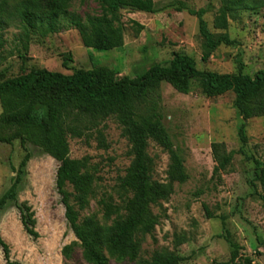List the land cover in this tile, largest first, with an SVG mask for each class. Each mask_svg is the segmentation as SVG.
<instances>
[{
	"label": "rangeland",
	"instance_id": "1",
	"mask_svg": "<svg viewBox=\"0 0 264 264\" xmlns=\"http://www.w3.org/2000/svg\"><path fill=\"white\" fill-rule=\"evenodd\" d=\"M235 10L225 31L214 29L213 21L224 5ZM154 13L100 8L92 0H74L67 18L60 20L58 33L44 34L47 25L25 31L12 20L0 29V83L31 70L71 75L93 66L106 67L116 77L137 78L154 65L167 66L174 54L191 57L196 69L216 74H236L238 63L243 73L253 77L264 64V0H153ZM203 11L208 29L214 35L226 34L233 46H220L208 56L200 35L198 19L188 11ZM99 15L112 39L111 51L83 47L71 17ZM26 49H24V45ZM22 57V58H21ZM66 67H63V62ZM162 122L174 149L184 162L188 180L174 184L168 200L153 208L159 223L151 235L139 238L135 260L108 264H138L155 253L168 251L181 257L179 264H229L228 238L239 246L242 258L264 264V208L260 185L254 180V161L264 164V116L244 121L235 109L234 94L208 98L196 85L180 94L169 84L160 87ZM2 112L0 104V114ZM245 125L246 144L239 132ZM77 127L80 136H68L69 157L84 160L83 174L93 184L81 219L105 222L98 206L100 198L120 202V182L131 163L130 145L113 118L98 121L83 118ZM17 128L3 130L9 143H0V197L9 189L15 172L28 153L27 176L18 193L19 202L33 210L38 239L24 231L20 214L10 206L0 213V236L10 248V261L17 264H86L81 249L67 227L64 208L56 191L57 162L21 137ZM18 136V137H17ZM222 143L233 159L228 171L214 176L211 144ZM240 150L243 153H240ZM147 154L153 162V179L167 183V152L149 141ZM73 245L66 260L61 251ZM0 264H6L0 249Z\"/></svg>",
	"mask_w": 264,
	"mask_h": 264
},
{
	"label": "trees",
	"instance_id": "2",
	"mask_svg": "<svg viewBox=\"0 0 264 264\" xmlns=\"http://www.w3.org/2000/svg\"><path fill=\"white\" fill-rule=\"evenodd\" d=\"M73 1L0 0V29L14 20L25 31L26 41L29 32L37 30L38 23L47 25L44 34L58 33L62 29L60 20L70 15L68 10ZM92 1L100 8L107 6L112 12L128 10L152 14L155 11L153 0ZM234 10L224 1L214 18V29L227 30ZM188 13L199 22L200 35L207 50L203 61L218 47L236 44L226 34L214 35L208 29L203 11L189 10ZM70 19L69 25L78 31L83 47L98 51L114 48L101 16L88 15L84 20L73 16ZM63 67H66L65 61ZM162 83L185 95L194 85L208 98L231 92L235 96L233 105L244 121L264 116V64L253 77L243 73L241 62L236 74H216L198 71L191 57L174 54L167 66L154 65L133 79L127 76L118 78L106 67L93 66L71 75L35 69L0 83V143L10 141L2 136L3 130L17 128L26 133L21 137L23 144L28 142L38 147L57 162L56 191L64 208L67 227L77 240L86 264H108L109 258L135 260L139 238L151 235L159 223V216L153 213V208L168 200L174 184L182 185L188 180L183 159L174 149L162 122ZM83 118L94 121L113 118L130 145L132 160L120 182V202L106 196L98 201L103 219L110 224L99 225L93 219L80 217L93 180L82 173L86 167L84 160L69 157L67 138L81 135L77 123ZM244 128L243 124L239 132L242 147L246 144ZM149 141L169 156L165 184L153 179V162L147 154ZM211 153L215 163L213 174L220 177L228 171L234 153L228 152L222 143L211 144ZM29 160L27 153L15 172L12 185L0 197V213L10 206L16 208L26 234L38 239L32 208L18 200ZM254 166V180L261 187L259 197L264 208V164L255 160ZM228 243L231 249L229 264H252L250 258L240 256L235 242L228 238ZM73 245L65 246L61 251L66 260ZM0 249L6 264H17L10 261V248L1 236ZM181 260L175 253L163 251L138 264H179Z\"/></svg>",
	"mask_w": 264,
	"mask_h": 264
}]
</instances>
